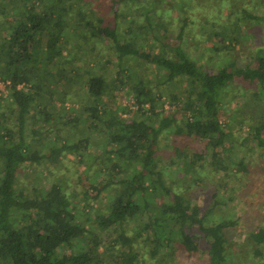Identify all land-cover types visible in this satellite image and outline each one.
I'll return each mask as SVG.
<instances>
[{
    "label": "trees",
    "instance_id": "obj_1",
    "mask_svg": "<svg viewBox=\"0 0 264 264\" xmlns=\"http://www.w3.org/2000/svg\"><path fill=\"white\" fill-rule=\"evenodd\" d=\"M147 12L149 23L138 28L142 32L152 27ZM244 14L250 23H264V15L255 16L247 10ZM118 15L115 9V18ZM181 18L178 35L160 39L155 51L138 46L141 33L132 23L120 34L112 19L98 16L96 23L86 17L77 0H0V80L9 82L4 99L8 111L15 115L9 124L13 116L0 112V264H147L138 248L141 238L152 245L150 255L159 263L172 262L177 253L194 255L202 250L207 254L202 264H230L226 229L238 221L230 217L214 220L211 213L224 201H214L211 208L193 204L169 182L158 157L160 138L164 134L179 137L186 148L190 140L204 144L202 150L182 155L183 170L199 178L205 149L217 150L225 144L227 128L219 112L230 86L239 82L246 89L255 86L264 92V46L251 64L232 56L224 65L210 69L185 49L182 40L188 17ZM77 25L82 41L75 44L80 47L90 40L105 41L114 54L118 75L115 81L86 67L88 85L93 86L99 78L102 83L97 91L86 89V100L73 99L81 106L78 111L64 106L70 98L69 87L76 85L72 77L80 67L69 55L65 36ZM151 39L159 40L155 33L148 42ZM132 59L155 65L160 76L151 80L133 76ZM125 80L133 82L129 92L138 104L136 110L124 109L132 114L129 119L117 115L118 108L105 101V96H113V90L122 88ZM183 80L178 91L166 87ZM157 88L168 90L171 106H178L176 111L165 112L161 97L154 94ZM58 100L65 113L59 110ZM62 113L66 115L64 123L75 126L88 122L89 128L106 133L109 149L102 166L108 178L91 187L95 196L109 186L117 190L106 209L97 212L94 224L88 223L89 217L80 218L77 205L59 181L48 187H17L22 166L38 164L62 150L75 152L80 158L85 155L81 141L70 143L58 137L54 142H60L48 146L35 135L41 132V122L55 123L58 116L64 117ZM29 121L30 138L26 134ZM261 127L249 135L264 148ZM83 140L88 144L89 136L84 135ZM175 164V158L170 157L168 166ZM156 197L160 200L157 203ZM128 223L135 228L131 235ZM107 230L118 234L106 241L101 232ZM247 242L255 244V255L263 257L260 264H264V225H255L247 233Z\"/></svg>",
    "mask_w": 264,
    "mask_h": 264
},
{
    "label": "rangeland",
    "instance_id": "obj_2",
    "mask_svg": "<svg viewBox=\"0 0 264 264\" xmlns=\"http://www.w3.org/2000/svg\"><path fill=\"white\" fill-rule=\"evenodd\" d=\"M77 2L86 17H90L96 23L98 16L112 19L120 34L125 32L129 23H132L141 33L138 46L144 45L155 51L160 46V39L165 40L168 36L178 35L183 23L181 17L187 16L188 22L182 40L185 49L210 69L224 65L232 56L239 62L251 64L264 46V23H250L244 18L246 10L255 16L264 15V0H77ZM115 9L119 12L116 18ZM146 12L152 21L150 25L152 27L142 32V29L138 30L141 23H149L145 17ZM157 24H160L159 27H155ZM80 31L81 27L77 25L73 30L69 29L65 36L69 55L71 58L74 57L73 62L80 67L77 68L79 71L75 73V77H72V82L76 85L73 88L69 87L70 98L66 100L64 106L67 109L74 106L77 111L81 106L73 99L86 100L84 96L86 89L97 91L101 88L100 78L94 81L93 86L88 85L89 72H86V67L111 80L117 81L118 76L115 57L109 51L107 43L105 41L90 43V40L89 44L85 42L79 47L75 43L79 39ZM154 33L159 40L154 41L155 38L148 42L147 39ZM130 70L133 76L138 74L150 80L160 76L155 65L145 64L141 60L132 59ZM124 82L122 88L113 90V96H105V101L113 109L118 108L117 115L129 119L132 114L124 109H132L130 105H133L135 96L133 92H129L133 82L128 83L126 80ZM182 83H185V80L181 84L166 87L178 91ZM1 88H5L2 80L0 91ZM5 90L8 91L7 87ZM167 93L168 90L154 89V94L161 97L165 112L170 113L176 111L178 106L176 104L171 106ZM5 96H0V112H5L8 117L13 116V120L8 121L12 124L15 115L8 111ZM61 105V100H58L57 106L62 112L64 109ZM63 115L64 117L60 116L61 119L58 116L55 123L41 122L39 124L41 132L35 135L41 143L47 142L48 146L66 140H71L70 143L81 141L78 143L80 149L86 152L85 155L80 158L75 152L62 150L42 159L38 164L22 166L17 187L30 189L39 184L48 187L59 181L64 192L77 205L80 218L89 217L88 223L94 224L97 212L106 209L107 203L117 190L114 186H109L95 196L96 192L91 187L92 183L102 182L108 178L102 166L105 150L109 149L105 144L106 133L99 132L97 127L89 128L88 122L80 121L75 126L64 123L66 115ZM219 118L227 128L225 144L217 150L205 149L202 161L204 166L199 168V178H195L194 172L187 173L183 170L182 155L190 156L196 148L202 150L203 143L190 140L189 148H186L184 145L187 144L179 137L164 134L160 138L158 152V157L160 155L161 158L160 165L167 170L169 182L177 186L193 204L211 208L214 201H224L225 204L215 207L211 215L216 221L224 217L238 221V224L226 229L230 264H260L263 257L255 255V244L247 242V233L255 225H264V148L258 146L257 141L249 134L256 127L264 126V92L255 86L246 89V86L236 82L227 91ZM31 128L29 121L26 132L28 138L33 136ZM262 133L264 134V130ZM86 134L90 139L88 144L83 140ZM58 137L61 140L54 142ZM174 142L179 145L178 151L174 148ZM170 157L176 160L173 166H168ZM95 176L98 178L93 179ZM159 201L158 197L154 199L155 203ZM126 228L129 235L133 234L135 229L133 224L128 223ZM116 234L117 231L112 230L101 232L102 238L106 241ZM138 248L143 252L142 259L147 264H202L207 259V254L199 250L194 255L177 253L172 262L165 260L159 263L150 255L149 250L152 248L150 243L141 238Z\"/></svg>",
    "mask_w": 264,
    "mask_h": 264
},
{
    "label": "built area",
    "instance_id": "obj_3",
    "mask_svg": "<svg viewBox=\"0 0 264 264\" xmlns=\"http://www.w3.org/2000/svg\"><path fill=\"white\" fill-rule=\"evenodd\" d=\"M3 83H4V87L6 88L7 87L6 85L9 82L8 81L7 82L3 81ZM5 88H1L0 95H4V96L7 95L8 91L6 92ZM7 89H8V87H7ZM130 106H131L132 109H135V110L138 108V104L136 103L135 100L133 101V105H130Z\"/></svg>",
    "mask_w": 264,
    "mask_h": 264
}]
</instances>
